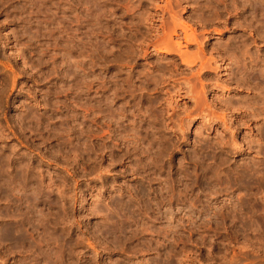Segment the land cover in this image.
Here are the masks:
<instances>
[{"label": "rangeland", "instance_id": "obj_1", "mask_svg": "<svg viewBox=\"0 0 264 264\" xmlns=\"http://www.w3.org/2000/svg\"><path fill=\"white\" fill-rule=\"evenodd\" d=\"M0 264H264V0H0Z\"/></svg>", "mask_w": 264, "mask_h": 264}]
</instances>
